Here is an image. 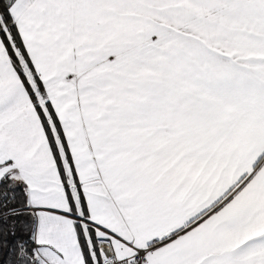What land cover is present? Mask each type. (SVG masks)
<instances>
[{
  "label": "snow or ice",
  "instance_id": "snow-or-ice-1",
  "mask_svg": "<svg viewBox=\"0 0 264 264\" xmlns=\"http://www.w3.org/2000/svg\"><path fill=\"white\" fill-rule=\"evenodd\" d=\"M0 264H264V0H0Z\"/></svg>",
  "mask_w": 264,
  "mask_h": 264
}]
</instances>
